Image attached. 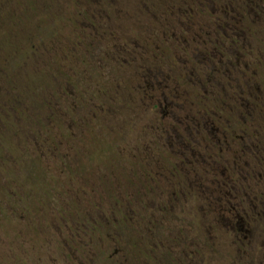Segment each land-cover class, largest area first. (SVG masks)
Returning <instances> with one entry per match:
<instances>
[{
    "label": "rangeland",
    "instance_id": "rangeland-1",
    "mask_svg": "<svg viewBox=\"0 0 264 264\" xmlns=\"http://www.w3.org/2000/svg\"><path fill=\"white\" fill-rule=\"evenodd\" d=\"M154 1L162 2L108 0L105 6L110 9L105 14L114 18L109 20L111 26L103 24L100 31L104 34L109 28L115 33L118 23L126 29L129 39H134L153 28L158 19L155 10L161 3ZM31 2L0 0V67L7 58V44L14 46L16 41V38L8 40L7 10ZM58 9L60 22L51 23L50 31L44 20L35 17V22L41 34L59 38L62 48L65 41L72 40L73 23L67 20L70 11L67 12L66 0L58 4ZM81 23L90 27L84 17ZM134 23L137 25L133 26ZM256 27L258 47L263 51L264 19ZM58 51L60 53L61 49ZM31 59H34L33 68H23L22 73L12 77L14 85L22 90V109L27 119L14 114L13 118L5 119L8 124L4 128L1 114L8 116V104L4 103L0 109V264H84L79 254L82 249L78 252L74 249L78 248L75 247L77 240L89 248L83 249L84 252L91 250L86 254L91 264H115V247L123 254L126 248V259L120 258L121 264L152 262L143 250L150 244L149 236L136 229L148 218L149 211H140L137 218L128 214L126 220L122 214L115 215L118 210L115 202L122 205L121 209L128 207L137 211L141 203L136 202L134 196L142 195L147 199L145 173L149 167L142 163L144 168L139 169L142 161L139 154L146 155L142 149L149 137L147 129L151 122L148 118L153 113L144 107L138 108L129 99L132 71L124 73L122 66L115 63V41L104 36L94 42L87 41V45L85 42L79 55L63 61L64 67L69 68L68 74L58 57L39 53ZM3 74L0 86L9 88L12 82L2 79ZM17 95L20 96L19 91ZM45 95L58 104L56 114H49L45 124L40 122L36 128L35 124L48 113L42 105ZM39 129L49 144H41L42 148L36 149L30 137H34L32 130ZM154 156L159 161L161 157L165 159L161 152ZM152 207L149 205V209ZM198 208L202 207L196 202L184 203L181 199L162 227L160 223L156 226L155 236L172 246L177 232L185 243L196 240L205 248L199 264H238L236 261L241 264L238 247L230 246L228 236L213 234L210 239L211 234L206 238L203 229L207 224L200 214L192 213ZM159 216L156 213L157 221ZM87 225L91 231L75 238L76 234L84 233ZM115 238L120 246L115 245ZM151 247L154 249V244ZM63 248L66 250L62 251ZM157 249L153 258L161 256V248ZM168 249L171 250L165 255L166 260L174 259L177 249ZM61 251L68 257H63ZM246 264L259 263L253 259Z\"/></svg>",
    "mask_w": 264,
    "mask_h": 264
},
{
    "label": "flooded vegetation",
    "instance_id": "flooded-vegetation-1",
    "mask_svg": "<svg viewBox=\"0 0 264 264\" xmlns=\"http://www.w3.org/2000/svg\"><path fill=\"white\" fill-rule=\"evenodd\" d=\"M168 1L175 11L164 12L134 39L118 23L111 33L115 63L124 73L132 71L129 99L153 112L142 149L146 155L139 154V169L142 163L149 167L147 199L132 197L141 209L128 212L115 202V215L126 220L128 214L137 218L149 211L136 227L149 236L143 248L152 260L148 264H199L205 248L196 240L185 243L177 232L172 246L155 236L156 226L162 227L181 199L196 202L202 208L192 213L207 224L206 238L228 236L241 264L253 259L264 264V50L256 33L264 0ZM158 150L165 159L154 156ZM90 231L87 225L75 238ZM77 241L74 249H82L84 264H91L86 255L91 250ZM115 245L120 246L116 238ZM157 246L161 256L153 258ZM168 248L177 249L174 259L166 260ZM124 251L115 247V264L126 259Z\"/></svg>",
    "mask_w": 264,
    "mask_h": 264
},
{
    "label": "trees",
    "instance_id": "trees-1",
    "mask_svg": "<svg viewBox=\"0 0 264 264\" xmlns=\"http://www.w3.org/2000/svg\"><path fill=\"white\" fill-rule=\"evenodd\" d=\"M39 1L40 0H32L29 5L27 4L23 6L20 4L14 7L11 6L7 10V22H9L8 37H10L8 38V40L10 41V39L16 38V41L14 46L11 44V46L9 47V45L7 44V58H4L5 61H3V65H1L0 67V75L2 72L4 73L2 79H5V81L9 80L12 82L9 88L0 86V93H2V95L0 96V109L4 107V103L8 104V106H6L8 116H3L5 115L4 113L1 114V117H4V119H2L4 128L8 124L5 119L7 118L8 120L10 118H13L14 114L19 115L20 117H22L23 115V120L27 119L26 112L22 109V90H18L19 87L17 85H14L15 83L12 77H15V73H22L23 68H33L35 66L33 64L34 59H31L33 55L41 53L46 56H55L59 58L61 64L63 65V61H66L65 59L70 60V57L79 55L80 52H82L83 46H85V42L87 45V41L94 42L95 40H100V37L104 36L107 37V40L112 41L111 33L112 35H115L114 32H112L109 28H107V33L104 31V34L106 35H104L103 32L100 31V27L103 24L107 27L111 26L109 20L111 18H114V15L109 16L105 14L106 10L110 9L105 6V3L108 0H66L67 12L70 11L68 13L69 19L67 18V20H70V22L73 23V29L72 31H70V34L72 35V40H67L68 44H66V47H64L65 42L67 43V41H65L64 46H62L61 48L59 46L60 39L55 38V35L53 36V34H51L50 36H45L40 33V28L37 27V24L35 22V20L37 19H35V17L40 18L41 21L44 20L46 26H49L48 30L50 31L51 23L60 22L59 20L61 11H59L58 9V4L61 3L62 0H41L40 2ZM154 2L161 3L160 5H157L159 7L155 10V14L156 16H158V18H161L164 12H166L167 15L175 11L174 4L168 0H162V2ZM50 4L52 6H50ZM112 10L114 11L115 9L113 8ZM36 12L38 13V15H34L36 14ZM116 12L118 18L119 12ZM145 15H147V12H145ZM83 17L86 19V22L90 23V27H85L84 25H82L81 19H83ZM121 27L123 28L122 24ZM58 49H61L60 53ZM28 59L30 60L28 61ZM63 68L64 70H68L66 71V74H68L69 68L66 69V65L65 67L63 65ZM18 91L20 93V96L17 95ZM42 105L48 113H46L44 117L42 116L41 120H39V122L35 124L36 128H39L40 122H43V124H45L44 121H46L47 117L49 118V114H52L53 116L56 114L55 108L58 104L53 103L51 97L45 95L44 98H42ZM52 107L54 108L53 111L51 110ZM101 112L102 111L99 110V114ZM41 131L42 129H39V131L36 132L32 130L34 137H30L31 141L33 142L32 144L35 146L36 149L37 147L40 148L41 144H49L47 143L46 138L42 137ZM142 204L147 205V202L143 201ZM119 208L121 209L120 205ZM122 209L127 212L129 210L128 207H123Z\"/></svg>",
    "mask_w": 264,
    "mask_h": 264
}]
</instances>
